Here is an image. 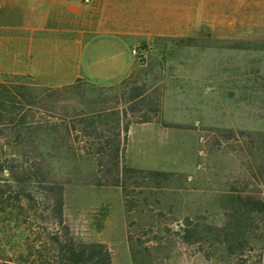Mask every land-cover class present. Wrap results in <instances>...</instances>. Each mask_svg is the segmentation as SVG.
Returning a JSON list of instances; mask_svg holds the SVG:
<instances>
[{"label":"rangeland","instance_id":"1","mask_svg":"<svg viewBox=\"0 0 264 264\" xmlns=\"http://www.w3.org/2000/svg\"><path fill=\"white\" fill-rule=\"evenodd\" d=\"M77 4L83 17L64 23L87 32L32 33L22 6L0 10V82L40 87L37 116L71 120L68 135L40 131L33 155L64 189L72 235L106 245L112 264H264V0ZM60 37L115 38L133 63L115 80L81 71L45 86L36 73L55 66L33 58ZM1 210L0 256L15 260L23 213Z\"/></svg>","mask_w":264,"mask_h":264},{"label":"trees","instance_id":"2","mask_svg":"<svg viewBox=\"0 0 264 264\" xmlns=\"http://www.w3.org/2000/svg\"><path fill=\"white\" fill-rule=\"evenodd\" d=\"M40 90L35 85L0 82V212L4 207L21 211L19 222L25 233L16 259L0 256V264H112L106 245L78 242L72 235L64 218V189L52 182L33 155L40 131L59 128L68 135L72 128L67 117L57 115L62 122L54 123L37 116L44 105ZM86 119L78 115L74 120L81 126ZM98 119L94 115L92 124ZM41 186L45 192L38 196L36 189Z\"/></svg>","mask_w":264,"mask_h":264},{"label":"crops","instance_id":"3","mask_svg":"<svg viewBox=\"0 0 264 264\" xmlns=\"http://www.w3.org/2000/svg\"><path fill=\"white\" fill-rule=\"evenodd\" d=\"M13 5L23 7L26 26L29 27L27 30L32 33L88 31H80L79 28L64 23L67 17L73 20L83 17L77 0H0V10ZM54 20L59 24L55 25L52 22ZM65 39L71 40L70 37H60L53 54L40 50L33 58L40 70L44 66H55V73L50 69L48 77H43L45 70L40 71V74L36 73V78L40 81L48 80L41 82L45 86L69 85L78 79L81 71L98 81L115 80L125 75L133 63L127 45L115 38H96L84 47L80 39L71 43L67 41V44Z\"/></svg>","mask_w":264,"mask_h":264},{"label":"built area","instance_id":"4","mask_svg":"<svg viewBox=\"0 0 264 264\" xmlns=\"http://www.w3.org/2000/svg\"><path fill=\"white\" fill-rule=\"evenodd\" d=\"M132 55L135 56V57L141 55V49H139V48L133 49L132 50Z\"/></svg>","mask_w":264,"mask_h":264}]
</instances>
